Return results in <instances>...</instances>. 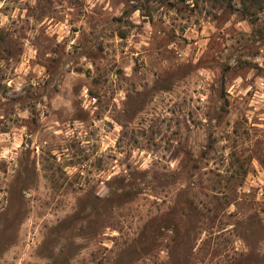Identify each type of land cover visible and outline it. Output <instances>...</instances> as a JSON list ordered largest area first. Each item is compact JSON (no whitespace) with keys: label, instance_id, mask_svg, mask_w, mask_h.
Segmentation results:
<instances>
[{"label":"rangeland","instance_id":"rangeland-1","mask_svg":"<svg viewBox=\"0 0 264 264\" xmlns=\"http://www.w3.org/2000/svg\"><path fill=\"white\" fill-rule=\"evenodd\" d=\"M264 0H0V264H264Z\"/></svg>","mask_w":264,"mask_h":264},{"label":"built area","instance_id":"built-area-1","mask_svg":"<svg viewBox=\"0 0 264 264\" xmlns=\"http://www.w3.org/2000/svg\"><path fill=\"white\" fill-rule=\"evenodd\" d=\"M259 193L260 194H263L264 193V187L263 186H260Z\"/></svg>","mask_w":264,"mask_h":264}]
</instances>
